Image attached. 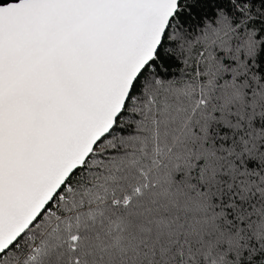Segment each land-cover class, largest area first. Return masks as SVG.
I'll return each instance as SVG.
<instances>
[{
	"label": "snow or ice",
	"instance_id": "obj_1",
	"mask_svg": "<svg viewBox=\"0 0 264 264\" xmlns=\"http://www.w3.org/2000/svg\"><path fill=\"white\" fill-rule=\"evenodd\" d=\"M0 264H264V0H0Z\"/></svg>",
	"mask_w": 264,
	"mask_h": 264
}]
</instances>
